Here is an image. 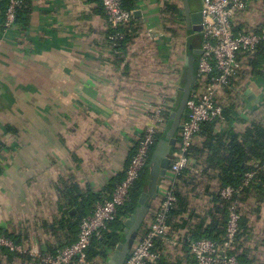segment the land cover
<instances>
[{"label":"crops","instance_id":"1","mask_svg":"<svg viewBox=\"0 0 264 264\" xmlns=\"http://www.w3.org/2000/svg\"><path fill=\"white\" fill-rule=\"evenodd\" d=\"M24 1L27 7L10 29H3L0 9V227L11 230H22L23 222L27 227L36 219H58L64 203L58 188L68 177L83 190L100 191L124 169L147 108L168 93L158 66L168 63L181 38L177 61L183 71L195 37L164 32L157 2L135 0L138 14L126 27L131 34L113 49L97 2ZM140 32L145 36L139 40ZM176 87L175 95L168 93L170 102L179 82ZM248 91L247 106L257 107L264 99V78L256 76ZM256 217L254 232L261 235L264 205ZM36 228H24L25 246L45 250V243H55L49 234L39 238ZM3 263L31 264L19 258Z\"/></svg>","mask_w":264,"mask_h":264},{"label":"trees","instance_id":"2","mask_svg":"<svg viewBox=\"0 0 264 264\" xmlns=\"http://www.w3.org/2000/svg\"><path fill=\"white\" fill-rule=\"evenodd\" d=\"M89 1L97 2V5L101 7L99 0ZM155 1L161 4L159 15L164 32L175 37L190 33L186 31L185 25L178 26L175 21L182 0ZM121 5L126 10H134L136 1L122 0ZM7 6L8 0L0 1L2 27ZM25 7H27L26 2L23 3L22 0L15 9L14 23L19 22ZM121 30L125 37L119 43L123 45L131 33L127 31V28ZM113 33L114 30L110 29L108 34L110 36ZM201 43V36L196 35L189 43L187 53L189 49H199ZM117 48L119 49V45ZM197 59L193 68L195 78L197 77ZM262 63H264L263 43L259 45L257 52L246 65L247 70L243 71L242 79L247 75L264 77L260 71ZM186 70L184 66L179 87L185 83ZM233 93V90H226L224 93L223 120L202 123L200 130L192 140L188 149V157L194 162L198 171L194 173L189 169H184L175 178L173 194L176 202L168 211L166 221L170 235L176 239L178 245L170 248L157 242L160 256L149 264H196L189 253L186 241L208 239L221 243L226 232L227 208L231 204L236 207L240 219L238 232L228 252L229 255H232L238 264H264V245L261 244H264V231L261 235L254 232V225L258 219L256 215L261 212V205H264V102L260 108L243 115L242 105ZM180 94V90H177L178 97ZM178 97L172 101L168 111L163 114L162 124L153 135L147 162L130 188L128 199L118 207L115 218L107 224V229L102 231L100 237L91 238L86 253L88 259L93 260L95 264H107L110 254L117 244L123 241L124 221L133 213L140 194L150 188L153 152L157 143L165 138L170 128L169 116L177 106ZM7 131H14V129L7 127ZM179 132L180 130L175 133L176 140L179 139ZM138 141L139 139L132 144L124 162V169L113 176L100 191H93L88 187L83 190L72 177H68L61 182L58 188L64 202L58 219L54 218L50 221L36 219L27 227L23 222L22 230L21 228L11 230L0 227V236L12 241L15 245L25 246V242L29 239L28 231L31 232L37 227V231L49 234L56 239L52 245L45 243V250L43 247L40 248L42 254L53 253L73 243L77 238L81 221L94 210L97 203L109 199L116 185L125 178L126 169L136 152ZM252 162H255L257 167H254ZM253 170H257V173L247 186H242L245 174ZM228 186L238 190V193L230 199H224L220 191ZM70 211L73 212L70 213ZM151 217L150 208L138 236L147 232ZM24 228L28 231L25 232ZM260 236L262 238L259 240ZM16 258L32 262L27 254L10 251L4 247L0 248V264L2 260L9 263ZM32 264H37V262L33 261Z\"/></svg>","mask_w":264,"mask_h":264},{"label":"built area","instance_id":"3","mask_svg":"<svg viewBox=\"0 0 264 264\" xmlns=\"http://www.w3.org/2000/svg\"><path fill=\"white\" fill-rule=\"evenodd\" d=\"M22 0H8L5 12L3 29H10L14 24L15 9ZM103 9L105 20L109 29L114 30L110 35L108 45L116 49L119 42L125 37L121 30L126 28L134 17V10H126L122 7V0H99ZM202 29L197 34L202 39L200 54L197 59V77L190 92L179 139L175 149L171 151L169 169L163 179H168L170 184L158 189L157 205L151 209V220L148 230L144 235L138 236L123 264H149L156 261L160 253L157 250V242L170 248L176 247L178 242L170 235L167 225V213L176 202L173 194V184L176 176L184 169L196 173L198 170L193 161L188 157V149L194 136L200 130L204 122H220L223 120L224 93L233 90V95L242 105L241 113L246 115L260 108L264 99L257 101V107L247 106L248 101L244 91L252 88L256 76L247 75L242 79L246 65L257 52L259 45H264V0H200ZM161 7L160 3H156ZM262 13L261 20L255 26L250 27L243 16L253 7ZM150 7V2H144V9ZM160 28H162V20ZM178 23L185 25L183 5L181 2L177 15ZM260 71L264 74V63ZM264 78V77H263ZM242 79V80H240ZM167 93H160L158 100L150 107L151 110L145 121L142 136L139 138L137 149L131 158L125 172V178L116 185L109 199L97 203L94 210L86 216L79 225L76 240L70 245L61 247L55 252L41 253L37 244L30 247L15 245L12 241L0 236V248H8L10 251L27 254L31 257V264H95L88 259L87 249L92 237L99 238L102 231L107 229V224L112 221L118 207L128 199L130 188L138 178L139 172L147 162L153 135L160 128L163 114L171 106ZM257 167L255 162L251 163ZM257 170L245 174L242 186H247ZM162 181V180H161ZM238 190L228 186L220 191L224 199H230ZM227 225L224 240L221 243L208 239L187 240L190 255L196 264H238L236 259L229 255L235 236L238 232L240 215L234 205L227 208Z\"/></svg>","mask_w":264,"mask_h":264},{"label":"water","instance_id":"4","mask_svg":"<svg viewBox=\"0 0 264 264\" xmlns=\"http://www.w3.org/2000/svg\"><path fill=\"white\" fill-rule=\"evenodd\" d=\"M182 3L184 22L187 31H189L190 34L199 33L202 29L201 12L192 10L189 0H182ZM137 14L138 11H135L134 16ZM200 52V49H189L187 53L184 62V66L187 68L185 83L182 88L178 89L181 92V96L175 110L170 113V128L167 131L165 138L157 143L153 152L150 188L140 194L133 213L124 221L123 241L117 244L113 252L110 254L107 264H123L149 213L151 201L156 200L157 198L160 182L165 177L169 169V155L176 145L177 140L175 133L182 127L181 120L185 113L190 92L192 91L196 81L195 76H193V68ZM249 92L250 91L247 90L246 95L250 94ZM72 212L73 211H70V213Z\"/></svg>","mask_w":264,"mask_h":264},{"label":"rangeland","instance_id":"5","mask_svg":"<svg viewBox=\"0 0 264 264\" xmlns=\"http://www.w3.org/2000/svg\"><path fill=\"white\" fill-rule=\"evenodd\" d=\"M251 6L253 7L249 12H247V13H245V15L243 16V19H244V21L247 23V24H249V26L250 27H253V26H255L257 23H259L260 22V20H261V16H262V13L261 12H259V11H257V9L255 8V6L253 5V4H251ZM175 21H177V24H178V26H183L182 24H180V23H178L179 22V20L177 19V16H176V20ZM145 35H144V33L143 32H140L139 33V36H138V39L140 40L141 38H143ZM178 38H180V37H178ZM181 39V38H180ZM177 40L176 42H174V44L172 45L173 46V48H171L172 50H170V52H169V56H168V58H169V61H168V63L169 64H171V66H168L167 64L168 63H165V65L164 64H162V65H159L158 66V69H159V71L160 70H164L165 72L164 73H162V75H160V78H161V80H162V82L164 83V85L166 84V86L168 87L167 88V91H168V93L169 94H172V95H175L176 94V89H177V87H176V85L178 84V82H179V80H180V75H181V73H182V66H183V64L182 63H180V62H178L177 61V58H178V56L180 55V53H181V51H180V47H181V40ZM176 45V46H175ZM184 45V44H183ZM175 46V47H174ZM185 51H186V49H185ZM149 52H151L152 53V51L147 47L146 48V53H149ZM186 56V55H185ZM142 58V57H141ZM182 60V59H181ZM183 61V60H182ZM156 62V61H155ZM173 65V66H172ZM174 66H176L177 68V70H180L181 71V73L180 72H178L177 70H176V72L173 70V71H170L169 73H167L168 71V69H170V70H172L173 68H174ZM170 83V84H169ZM184 86V84L180 87V88H182ZM167 93V94H168ZM180 96H181V94L179 95V97H178V95H177V97L178 98H180ZM169 97V96H168ZM157 100H158V98H157ZM172 102V101H171ZM149 109V111L151 110V108H147V110ZM146 118H144V120H145ZM161 183L163 184L162 186H167V185H169L170 184V182H169V180L168 179H162V181H161ZM156 205H157V200H153V201H151V203H150V208L153 210V209H155L156 208ZM41 232L40 231H38V235L40 234ZM39 238H43V235H42V233H41V235H39ZM3 264H5V263H3Z\"/></svg>","mask_w":264,"mask_h":264},{"label":"flooded vegetation","instance_id":"6","mask_svg":"<svg viewBox=\"0 0 264 264\" xmlns=\"http://www.w3.org/2000/svg\"><path fill=\"white\" fill-rule=\"evenodd\" d=\"M190 6L194 11H200L201 9V2L200 0H189Z\"/></svg>","mask_w":264,"mask_h":264}]
</instances>
